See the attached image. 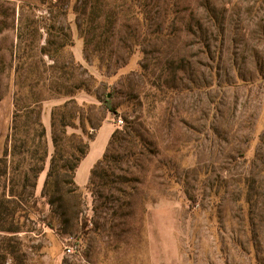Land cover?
Instances as JSON below:
<instances>
[{
	"label": "rangeland",
	"instance_id": "rangeland-1",
	"mask_svg": "<svg viewBox=\"0 0 264 264\" xmlns=\"http://www.w3.org/2000/svg\"><path fill=\"white\" fill-rule=\"evenodd\" d=\"M68 100L58 155L94 137L65 215ZM0 226V264H264V0H0Z\"/></svg>",
	"mask_w": 264,
	"mask_h": 264
},
{
	"label": "trees",
	"instance_id": "trees-1",
	"mask_svg": "<svg viewBox=\"0 0 264 264\" xmlns=\"http://www.w3.org/2000/svg\"><path fill=\"white\" fill-rule=\"evenodd\" d=\"M82 89L84 87H81ZM60 97H68V96H73L75 93H69V92H59ZM113 93L109 92L106 94L105 98L102 100L103 105L105 108L112 112L113 114H117L116 108L113 103ZM69 101H66L64 104L57 106L53 113H52V130H53V142L56 147L57 153L52 157L51 160V169L48 173V178H47V183L46 185L48 186L50 184V179L55 178L53 182V186H55V193H60L63 192L62 196L60 197V201L62 202L60 205L64 206V214H68V211L72 208V199L74 198L73 196L77 195L79 189H81V186L77 183L76 181V176H77V171L79 166L81 165V162L86 158V156L89 153L90 150V142L92 141L93 137L89 134L86 133V130L84 128L82 129L81 134H76L73 133V136L77 137V141L74 144L75 149H73V154L76 155L74 158L70 156H66L64 154H59L58 155V148L60 147V140H62L61 136L56 133L58 124H62L63 127V132H67V125H74L75 124H67L65 122V109L68 108ZM61 116V118H60ZM73 116V114L71 115ZM120 119V118H119ZM73 123V122H72ZM101 126V125H100ZM99 126V127H100ZM130 124L127 122V126L125 125L124 127L116 128L115 131L113 132L111 139H110V145H112L115 141L118 140V135L120 132H129L130 131ZM87 136V139H85V136ZM72 136V137H73ZM109 160L108 154L106 153L104 157L96 164V166L92 170V175L93 176H99L100 171L99 168L102 167L107 161ZM58 164L62 165V170L58 171V168L56 166ZM93 185V181L89 183L88 186H86L88 189L91 188ZM72 193L74 195H72ZM14 195V194H11ZM16 198H12V200H9L10 202H14L19 205V202L17 200H14ZM51 203H54V200L51 199ZM74 203V202H73ZM90 218L88 216L84 217L81 221V229L83 234H88L91 231L90 227ZM0 231H10L17 233L20 231V228L17 227H11V228H5L4 226H0ZM75 243V241H74Z\"/></svg>",
	"mask_w": 264,
	"mask_h": 264
},
{
	"label": "crops",
	"instance_id": "crops-1",
	"mask_svg": "<svg viewBox=\"0 0 264 264\" xmlns=\"http://www.w3.org/2000/svg\"><path fill=\"white\" fill-rule=\"evenodd\" d=\"M85 186V185H84ZM83 186V187H84ZM159 230L155 229L153 230L154 232V235H156L158 233ZM164 231L166 230H163L161 233L159 234H164ZM169 234L171 235H177V232L174 230L172 232V230L169 228ZM167 231V233H168ZM168 238V237H167ZM166 239L165 237H159L157 240H164ZM169 239V238H168ZM160 245V248L157 249V251L159 253L155 254V256L158 258V259H154V264H179L178 262L181 259L182 257V253L180 251V249L177 247V244H174V248L172 250H170L168 253L167 252H163L164 250L162 249L163 248V244H159ZM154 248V246H152ZM155 249V248H154ZM153 249V250H154ZM185 264H188V262H186Z\"/></svg>",
	"mask_w": 264,
	"mask_h": 264
},
{
	"label": "built area",
	"instance_id": "built-area-1",
	"mask_svg": "<svg viewBox=\"0 0 264 264\" xmlns=\"http://www.w3.org/2000/svg\"><path fill=\"white\" fill-rule=\"evenodd\" d=\"M119 122H122V120L120 119ZM71 239L73 240V238H71ZM71 242H73V243H71L70 245H68V246L65 247V252L67 254H73V253H75L76 247L78 246L77 244L74 243V240L71 241Z\"/></svg>",
	"mask_w": 264,
	"mask_h": 264
}]
</instances>
